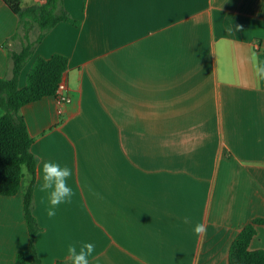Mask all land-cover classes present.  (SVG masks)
I'll list each match as a JSON object with an SVG mask.
<instances>
[{"label": "crops", "instance_id": "1", "mask_svg": "<svg viewBox=\"0 0 264 264\" xmlns=\"http://www.w3.org/2000/svg\"><path fill=\"white\" fill-rule=\"evenodd\" d=\"M62 4L78 24L47 32L19 75L24 88L36 57L68 58L71 103L51 96L20 111L37 159L42 262L68 264V243L88 242L90 264H230L239 232L264 219V82L250 62L252 52L264 60V0ZM20 32L19 16L0 0V78L12 77ZM45 160L72 170L74 195L52 218L40 190ZM30 180L0 196V264L28 250ZM255 228L250 249H264V224Z\"/></svg>", "mask_w": 264, "mask_h": 264}, {"label": "trees", "instance_id": "2", "mask_svg": "<svg viewBox=\"0 0 264 264\" xmlns=\"http://www.w3.org/2000/svg\"><path fill=\"white\" fill-rule=\"evenodd\" d=\"M20 18L24 30L23 46L20 52L10 54L11 78H0V196H15L21 189L26 175L20 173L21 163L27 166L31 180L24 191L23 205L29 233L28 250L16 255V264H44L38 255L35 240L40 231L34 216V184L37 172V159L32 153L33 140L27 124L21 115V108L45 97L54 96L59 83L64 79L68 68V58L53 54L51 58L36 57L27 74L26 86L19 87V75L27 61L33 56L35 47L47 32L60 22L78 24L63 8L62 0H43L39 5L23 8L19 0H3ZM33 25L39 29L34 41L30 40ZM264 224V219H255L244 227L230 248V264H264V249L251 250L250 243L256 235V225ZM28 258H30L28 260ZM55 264H64L58 261Z\"/></svg>", "mask_w": 264, "mask_h": 264}, {"label": "clouds", "instance_id": "3", "mask_svg": "<svg viewBox=\"0 0 264 264\" xmlns=\"http://www.w3.org/2000/svg\"><path fill=\"white\" fill-rule=\"evenodd\" d=\"M251 66L256 81L264 82V60H262L256 52H252L250 56ZM20 173L27 175V166L24 163L19 165ZM42 185L41 191L47 193V216L55 217L57 208L65 203H70L74 195L72 188L68 185V179L72 175V170L67 165H61L58 162L45 160L41 165ZM185 218V223H188ZM195 234L200 235L206 231L205 226L197 223L193 229ZM68 264H90V258L93 257L95 245L93 243L70 242L67 245Z\"/></svg>", "mask_w": 264, "mask_h": 264}, {"label": "built area", "instance_id": "4", "mask_svg": "<svg viewBox=\"0 0 264 264\" xmlns=\"http://www.w3.org/2000/svg\"><path fill=\"white\" fill-rule=\"evenodd\" d=\"M256 44L258 45V43ZM257 45L256 47L258 48ZM53 97L59 106L71 103L72 100L69 94L67 93V84L64 79L59 83L56 93Z\"/></svg>", "mask_w": 264, "mask_h": 264}, {"label": "rangeland", "instance_id": "5", "mask_svg": "<svg viewBox=\"0 0 264 264\" xmlns=\"http://www.w3.org/2000/svg\"><path fill=\"white\" fill-rule=\"evenodd\" d=\"M39 33V29L36 25H33L32 29L30 30V34H31V40H34ZM20 35L23 36L24 35V30L23 28H21V32Z\"/></svg>", "mask_w": 264, "mask_h": 264}]
</instances>
